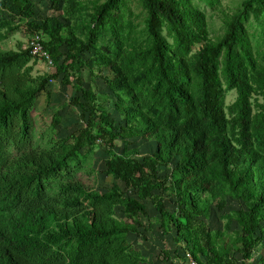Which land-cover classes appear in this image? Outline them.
<instances>
[{
  "label": "trees",
  "instance_id": "obj_1",
  "mask_svg": "<svg viewBox=\"0 0 264 264\" xmlns=\"http://www.w3.org/2000/svg\"><path fill=\"white\" fill-rule=\"evenodd\" d=\"M50 2L42 17L34 0H0V264H144L129 237L147 239L155 223L174 232L184 262L189 252L200 264H247L264 245V0L224 12L215 38L195 0ZM22 23L40 35L50 73H33L28 47L1 46ZM97 69L109 71L113 113L84 79ZM60 76L81 109L70 135L61 109L48 125L32 114ZM135 137L154 151L117 150ZM102 141L113 181L98 189L82 175L97 181ZM215 215L222 224L211 225Z\"/></svg>",
  "mask_w": 264,
  "mask_h": 264
},
{
  "label": "rangeland",
  "instance_id": "obj_2",
  "mask_svg": "<svg viewBox=\"0 0 264 264\" xmlns=\"http://www.w3.org/2000/svg\"><path fill=\"white\" fill-rule=\"evenodd\" d=\"M195 1L199 2L201 8L206 12L207 23L212 38L219 36L224 31V12L229 15L235 13L241 7L242 2V0H219V3H217V5L211 6L206 4L205 2H200V0ZM34 2L36 6V12L39 16H47L48 14L54 12V10L51 9L52 5L50 0H34ZM133 9L136 10L138 14H141V8L137 4V2L133 3ZM142 17L143 15L141 14V17L139 19H141ZM246 26L250 28V31L253 34L254 28L251 27L250 22H247ZM32 35L33 33L30 31L28 25L22 23L5 41L1 43V46L5 49H16L19 46H21V48H27L28 42ZM251 39L254 45L258 47L256 38L251 36ZM52 70V67L46 62V60L37 57L36 63H34V74L39 75L50 73ZM108 72L109 71L106 69L102 73H99V70L97 69L94 75V79H91L89 71L85 70L84 79L85 81H89L91 87L94 90H97L99 94L109 96L108 99H106V105L108 106L110 112L113 113L115 109L112 105V102L115 95L113 93H106L107 87L104 82V78L102 77L105 74H108ZM49 90L51 92V99L49 102L47 100V94L45 92H41L36 100V105L32 111L36 124L38 126L50 124L54 113L56 111L58 112L61 109L62 117L61 123L58 125V128L62 131L63 135H70L75 133L81 122V109L79 106L71 102L73 96L76 94L73 85L65 84L63 82L62 76H60L59 78H54L53 80H51ZM235 97L236 93L234 90L228 91L226 93V102L228 104L233 102L235 100ZM117 146V150L119 152L124 149V146H127L128 149L136 148L137 150H139L138 156L152 153L155 149V144L153 142L140 137L129 139L127 144L122 138H120L117 140ZM106 148L107 146L104 141L100 142L95 148V157L91 166L93 170H95L97 181L95 180L93 173L91 175H82V180L84 183L88 185H95L98 189H105L113 181L112 176L105 173L106 166L104 162L105 157L107 156ZM229 201L230 208L234 209L235 207H237L238 204L236 201L232 199ZM167 204L169 210L174 212V204L168 201ZM152 206V204H148V210L151 214H153L154 212ZM216 216L217 215H215L211 221V225L213 226L222 224V222L216 221ZM173 234L174 232L171 229L168 232L166 231V233H163L160 225L155 223L151 226L150 230H147V239H143V237L139 234H131L129 238L136 245V247L140 248L144 252L147 258L144 264H185V260H183L182 255L179 254V252L181 251V248L179 246L180 243L177 244L173 240ZM164 250L170 253L171 259L165 260L163 254ZM263 253L264 245L259 246L255 250L253 259L249 260L247 264H259V257H261Z\"/></svg>",
  "mask_w": 264,
  "mask_h": 264
},
{
  "label": "built area",
  "instance_id": "obj_3",
  "mask_svg": "<svg viewBox=\"0 0 264 264\" xmlns=\"http://www.w3.org/2000/svg\"><path fill=\"white\" fill-rule=\"evenodd\" d=\"M28 48L34 57L42 58L46 60L50 66L52 65V59L49 53L45 50L39 34H35L30 38L28 42ZM185 256L188 259L185 264H200L189 252H186Z\"/></svg>",
  "mask_w": 264,
  "mask_h": 264
}]
</instances>
